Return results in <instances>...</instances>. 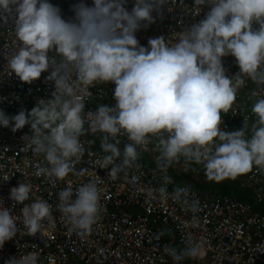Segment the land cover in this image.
Returning <instances> with one entry per match:
<instances>
[{
    "label": "clouds",
    "instance_id": "obj_1",
    "mask_svg": "<svg viewBox=\"0 0 264 264\" xmlns=\"http://www.w3.org/2000/svg\"><path fill=\"white\" fill-rule=\"evenodd\" d=\"M127 3L77 0L66 18L51 0H0V22L10 24L14 35V47L3 53L7 73L32 84L48 72L45 79L54 84L51 98L38 99L30 111L9 116L0 110V126L13 133L30 126L20 151L42 155L44 165L37 166L35 175L53 184L69 174H86L87 169L76 168L91 151L82 136L102 134L104 155L95 166L108 169L111 180L139 170L141 153L153 145L164 183L147 190L149 202L166 204L171 199L191 212V226L199 227L196 214L202 208L191 186L168 191L173 181L167 173L173 164L183 159L186 168L202 165L206 179L215 182L235 180L254 169L264 173V0H193L196 15L208 7L204 18L182 28L175 43L161 35L150 38L147 46L140 44L136 33L142 25L154 23L153 13L162 14L165 5L171 11L169 0H134L131 10ZM227 56L239 67L235 75H226L222 58ZM245 78L261 86L251 92L255 120L250 129L244 121L242 128L227 131L221 127L222 113L233 109ZM107 83L115 85L114 105L86 111L90 88ZM121 137L128 141L123 149ZM23 181L10 189L9 197L13 206L23 205L22 220L0 201V248L16 237L18 223L25 234L35 236L45 220H52V206L46 200L25 203L32 189ZM138 181L131 175L130 183ZM102 182L89 179L75 189L69 182L57 193L56 209L68 232L81 240L92 235L100 220ZM163 235L157 233L156 239ZM185 243L183 249L164 248L175 264L203 258L206 240L188 233ZM39 259L33 251L5 264H38Z\"/></svg>",
    "mask_w": 264,
    "mask_h": 264
},
{
    "label": "built area",
    "instance_id": "obj_2",
    "mask_svg": "<svg viewBox=\"0 0 264 264\" xmlns=\"http://www.w3.org/2000/svg\"><path fill=\"white\" fill-rule=\"evenodd\" d=\"M51 2L59 5L67 18L72 15L71 5L77 0ZM87 2L90 4L92 0ZM133 3L134 0H128L129 10ZM169 8L171 11L165 5L162 14L153 13L155 22L147 27L142 25L137 31L136 36L141 45L147 46L150 38L161 35L169 43H175L182 28L199 22L209 10L205 6L196 15L198 9L194 7L193 0H183V3L181 0H169ZM10 27V24L5 26L0 22V110L12 116L22 109L30 111L38 99L51 98L54 84L45 79L48 72L42 73L40 79L32 84L21 82L14 73H7V61L3 53L5 49L14 47V35ZM222 59L226 75L232 76L239 72L234 57ZM114 87L113 83L91 87L92 94L86 101L85 110L95 111L101 104L114 105ZM258 87L261 86L245 78V85L239 89L233 109L227 114L222 113V128L227 131L238 130L243 127L244 121L251 128L255 120L251 113L255 98L251 97V92ZM25 134H31L28 125L15 133L10 127L0 126V201L4 207L12 209L14 216L22 220L23 205L17 203L13 206L14 202L9 197L10 189L25 179L24 173L26 179L23 182L28 183L32 189L31 199L25 203L46 200L52 206V220H45L35 236L25 234L23 224L18 223L20 231L16 237L6 241L0 248V264L33 251L39 254L38 264H175L164 248L175 247L169 239L173 235L183 249L188 233L197 239L206 240L208 244L202 259H185L181 264H264V212L248 200L235 195L219 190L202 192L187 181L178 180L175 173L185 166L183 159L169 168L167 175L172 177L173 183L168 184L167 188L172 192L174 187L191 186V191L199 199L202 208L196 214L200 224L195 228L191 226L192 213L183 210L171 199L166 204L149 202L147 190L158 188L164 183L163 173L157 169L152 159L153 153L157 152L153 145H149L150 151L141 153L142 156L149 155L151 162L145 163L142 159L138 161L141 165L139 170H131L127 177L120 173L116 180H111L107 176L108 169L95 166V161L104 153L100 145L93 144L92 141L96 142L102 134L82 136L81 139L86 141L85 147L91 151L85 153L76 168L87 169L86 174H69L64 181H55L53 184L45 176L35 175L37 166L44 165L43 156L34 155L31 150L20 151L24 146L22 137ZM127 142L126 137H121L120 148L123 149ZM197 166L203 169L202 165ZM131 175L138 176L139 181L130 183ZM5 176H9L6 181ZM237 178L241 188L250 191L255 201L264 204V173L254 169ZM89 179L103 181L99 187L104 189V208L92 235L81 240L74 233L68 232L64 218L56 209L59 203L57 193L69 182L75 189ZM161 231L164 235L157 240L156 235Z\"/></svg>",
    "mask_w": 264,
    "mask_h": 264
},
{
    "label": "rangeland",
    "instance_id": "obj_3",
    "mask_svg": "<svg viewBox=\"0 0 264 264\" xmlns=\"http://www.w3.org/2000/svg\"><path fill=\"white\" fill-rule=\"evenodd\" d=\"M88 136L90 137L91 135L89 134ZM95 143H97V144L100 145V139H97ZM157 155H158L157 152L156 153H153V155H152V159H153V162L155 164H156L155 157ZM142 159L145 161V163H148L151 158H150L149 155H144V156L141 155V159L140 160H142ZM175 174H176V178H178V180H180V181H187L191 185H196V183H199L201 185H204L203 184V181L204 180L205 181H208L206 179L205 175H204L203 169L200 166H197V165H194V164H192L191 166H189L187 168L185 166H183L182 168H179V170ZM223 181H225V184H228V185H231V186L234 187L235 186V183H237V184L239 183V178H236L235 180H233V179H225ZM204 189H206V191H208L207 190L208 187L201 188L200 190L202 192L203 191L206 192ZM172 243L173 244H178L177 239L176 238H173L172 239ZM187 261H190V259L187 258Z\"/></svg>",
    "mask_w": 264,
    "mask_h": 264
},
{
    "label": "trees",
    "instance_id": "obj_4",
    "mask_svg": "<svg viewBox=\"0 0 264 264\" xmlns=\"http://www.w3.org/2000/svg\"><path fill=\"white\" fill-rule=\"evenodd\" d=\"M198 184V185H197ZM203 184L204 185H201V184H199V183H196V185H197V187H198V189L200 190L201 188H206V187H208V189L207 190H209V191H214V190H216V191H221V192H223V193H226V191L227 190H224L223 189V187H222V185H226L224 182H222V181H220V182H215V181H203ZM235 186H237V184L235 185ZM240 186V185H239ZM205 191H206V189H204ZM204 192V191H203ZM228 194V193H227ZM236 195H237V197H239V198H242V199H245V197H252V195H251V193H250V191H248V190H245V189H243V188H239V189H237L236 190Z\"/></svg>",
    "mask_w": 264,
    "mask_h": 264
},
{
    "label": "crops",
    "instance_id": "obj_5",
    "mask_svg": "<svg viewBox=\"0 0 264 264\" xmlns=\"http://www.w3.org/2000/svg\"><path fill=\"white\" fill-rule=\"evenodd\" d=\"M222 182H224L225 183V181H223L222 180ZM237 183H235V185H236ZM234 185V184H233ZM197 189H198V187L196 186V185H194ZM222 187H223V189L224 190H227L226 191V193H228V194H232V195H235V196H237L236 195V190L237 189H239L240 188V186H239V184H237V186H231V185H228V184H226V185H222ZM245 200H248L249 202H251V203H253L254 204V206L258 209V210H261V211H263L264 212V204H262V203H258L257 201H255L254 200V198L253 197H245ZM174 238V236L173 235H171V237H169V239L172 241V239ZM177 239V238H176ZM175 247H177L178 249H182L181 247H180V245H179V242H178V244H173ZM187 259V258H186Z\"/></svg>",
    "mask_w": 264,
    "mask_h": 264
}]
</instances>
